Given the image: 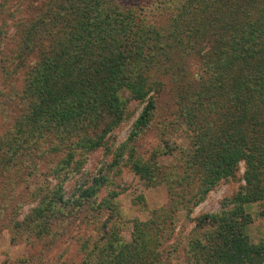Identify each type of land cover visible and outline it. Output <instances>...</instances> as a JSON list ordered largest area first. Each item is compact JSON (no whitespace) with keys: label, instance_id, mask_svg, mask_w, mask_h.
<instances>
[{"label":"trees","instance_id":"obj_1","mask_svg":"<svg viewBox=\"0 0 264 264\" xmlns=\"http://www.w3.org/2000/svg\"><path fill=\"white\" fill-rule=\"evenodd\" d=\"M16 1L0 0V16ZM13 23V48L3 63L20 70L21 87L8 85L16 113L0 136L6 172L27 177L33 158L62 155L52 167L64 182L90 153L107 147L136 101L144 107L113 163L128 155L134 174L146 179L150 167L132 143L150 128L162 87L182 78L172 125L189 140L181 152L183 175L194 170L199 183L184 201L188 213L240 161L245 165L242 191L224 200L221 212L194 220L192 263L264 264V239L251 242L246 227L252 219L244 209L264 202V0H155L144 11L126 0H42L32 17ZM191 62L200 67L196 76L186 71ZM165 145L170 154L173 148ZM105 182L100 172L74 202L90 204ZM58 211L44 202L24 224L38 235ZM165 218L154 213L134 221L127 242L118 235L119 221L106 219L101 235L80 245L81 264H164Z\"/></svg>","mask_w":264,"mask_h":264},{"label":"rangeland","instance_id":"obj_2","mask_svg":"<svg viewBox=\"0 0 264 264\" xmlns=\"http://www.w3.org/2000/svg\"><path fill=\"white\" fill-rule=\"evenodd\" d=\"M41 1L18 0L0 16V30L2 28L3 31L0 33V136L8 131L11 117L16 113L8 85L10 81H16L13 86L21 87L20 70L13 72L12 65L3 63L13 48L9 46L13 21L32 17ZM126 1L144 11V7L150 8L155 0ZM187 68L188 75L194 76L200 67H195L191 62ZM152 71L155 72V69ZM166 74L167 71L163 73V82L167 79ZM180 79L179 83L162 87V92L156 95L157 110L150 128L132 143L136 157L147 160L150 167L146 179L134 174L128 155L113 163V153L127 140L144 107V104L136 101L129 105L130 118L108 136L107 147L90 153L83 168L70 173L64 182L62 176L53 173L52 167L62 155L33 158V167L25 169L27 177L6 172L1 165L3 161H0V264H81L83 254L79 253L80 245L89 238L97 239L106 219L119 221L118 235L127 242L131 238L133 222H146L154 213L167 216L166 225H170L167 232L163 230L160 261L164 264H193L188 241L194 220L203 214L221 212L222 202L242 191L245 186V165L240 161L231 177L220 180L188 213L190 205L184 201L189 196L193 197L199 183L194 170L189 169L186 177L183 175L181 152L189 148V140L180 127L172 125L175 123L173 114L178 108L177 93L184 86V81ZM14 101L17 104V100ZM166 142L173 148L170 154L165 152ZM154 154L156 158L152 160ZM100 172L106 182L90 204L83 202V207L78 206L74 201L80 187ZM43 201L59 211L47 220L44 229L37 235L35 228L26 226L24 220L30 219L32 210ZM98 205L102 207L100 212L96 208ZM263 208L264 202L244 206L252 219L246 233L255 244L264 239ZM115 215L119 216V220ZM97 219L99 222H96Z\"/></svg>","mask_w":264,"mask_h":264}]
</instances>
